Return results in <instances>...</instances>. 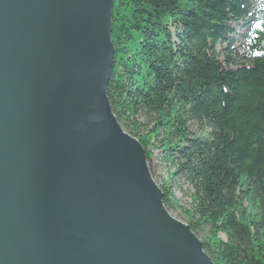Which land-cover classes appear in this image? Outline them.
<instances>
[{
  "label": "water",
  "instance_id": "1",
  "mask_svg": "<svg viewBox=\"0 0 264 264\" xmlns=\"http://www.w3.org/2000/svg\"><path fill=\"white\" fill-rule=\"evenodd\" d=\"M114 0H0V264H215L112 112Z\"/></svg>",
  "mask_w": 264,
  "mask_h": 264
},
{
  "label": "trees",
  "instance_id": "2",
  "mask_svg": "<svg viewBox=\"0 0 264 264\" xmlns=\"http://www.w3.org/2000/svg\"><path fill=\"white\" fill-rule=\"evenodd\" d=\"M111 37L107 97L166 209L215 264H264V0H114Z\"/></svg>",
  "mask_w": 264,
  "mask_h": 264
},
{
  "label": "rangeland",
  "instance_id": "3",
  "mask_svg": "<svg viewBox=\"0 0 264 264\" xmlns=\"http://www.w3.org/2000/svg\"><path fill=\"white\" fill-rule=\"evenodd\" d=\"M162 171L160 169L155 170V179L159 181L160 175ZM172 183V192L174 193L176 199L178 200L179 205L187 206L189 203L188 194L189 188L188 186L180 179H173ZM175 215V213H173Z\"/></svg>",
  "mask_w": 264,
  "mask_h": 264
},
{
  "label": "snow or ice",
  "instance_id": "4",
  "mask_svg": "<svg viewBox=\"0 0 264 264\" xmlns=\"http://www.w3.org/2000/svg\"><path fill=\"white\" fill-rule=\"evenodd\" d=\"M257 27H259V25H257Z\"/></svg>",
  "mask_w": 264,
  "mask_h": 264
}]
</instances>
